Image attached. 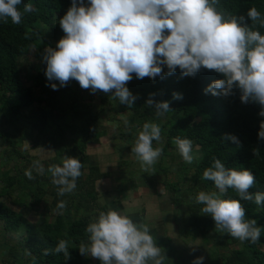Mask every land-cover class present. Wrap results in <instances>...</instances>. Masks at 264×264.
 Listing matches in <instances>:
<instances>
[{"label":"trees","instance_id":"16d2710c","mask_svg":"<svg viewBox=\"0 0 264 264\" xmlns=\"http://www.w3.org/2000/svg\"><path fill=\"white\" fill-rule=\"evenodd\" d=\"M28 3L33 5L31 12L24 11ZM70 6L71 0H22L17 6L22 13L20 24L12 23L10 18L0 19V254L9 246L3 263L90 264V257L78 251L81 242L87 243V225L95 222L102 211L110 208L123 211L121 205L116 208L100 203L103 194L98 183L110 174L93 163L88 153L91 147L100 144L102 137L112 135L116 142H122L117 149L121 158L116 173L121 183L130 180L132 189L145 186L157 195L161 193H157L156 187L161 184L172 205L186 206L188 216L179 227L186 232L184 235L200 236L208 242L213 238L218 243L216 249H210L206 264H264V206L256 205L254 196L253 201L241 204L246 210L245 219H255L262 228L256 244L218 232L211 216L201 212L203 205L194 200L200 191H218L213 182L202 179L214 158L229 169L251 171L255 184L249 192H264V141L257 138L264 119L258 116L260 106L242 104L238 89L231 97L205 94L204 89L211 82L224 77L203 69L195 77L183 79L179 69L174 75L155 80L147 77L138 80L133 74L127 87L138 98L131 108L112 99L110 93L92 94L75 80L53 91L46 86L49 83L44 75L46 64L41 58L45 48L55 49L65 35L58 21ZM215 7L226 18L244 15L255 7L264 19V0H218ZM247 24L250 26L252 22L247 20ZM253 30L264 35L259 22ZM174 92L182 94L183 99H173ZM150 98L154 103L170 102L171 111L157 118L154 104H146ZM94 100H99L96 110L90 105ZM121 115L123 118L116 126L109 125ZM145 122L157 123L162 130V140L153 141L154 148L163 149L154 165L155 174L143 172L131 153ZM226 134L236 136L240 146L223 140ZM175 137L192 140L191 164L179 155ZM26 142L34 148L52 151L53 157L40 160L30 155ZM64 155L79 159L83 167L75 190L60 196L48 168L61 165ZM34 161L43 165L42 174L33 167ZM27 170H31L33 179L25 175ZM221 198L239 199L233 189ZM60 201L66 203L62 210L57 209ZM25 212L38 215L40 223L29 221ZM188 231L192 234L188 235ZM60 240L68 241L71 259L67 261L62 253L53 251ZM44 249L50 254L43 255ZM94 264L100 261L95 259Z\"/></svg>","mask_w":264,"mask_h":264},{"label":"clouds","instance_id":"9594fccd","mask_svg":"<svg viewBox=\"0 0 264 264\" xmlns=\"http://www.w3.org/2000/svg\"><path fill=\"white\" fill-rule=\"evenodd\" d=\"M21 3L22 0H0V19L10 18L12 23L20 24L22 13L17 6ZM217 3L218 0H87L86 4L85 0H71L58 21L65 35L55 49L45 48L41 58L46 64V86L58 91L75 80L82 89L92 94L110 93L112 99L131 108L138 98L127 87L133 74L138 80H155L174 75L179 69L183 79L195 77L203 69L224 77L211 82L205 94L231 97L238 89L240 102L258 104V116L264 118V35L253 30L256 22L264 27V19L255 7L244 15L226 18L217 11ZM24 11H33V5L25 4ZM173 99L183 96L174 92ZM146 104H154L157 118L171 111L168 101L154 103L150 98ZM161 131L157 123L145 122L131 148L143 172L155 174L154 165L163 149L154 148L153 141L162 140ZM257 138L264 141V119ZM222 139L240 146L236 136L226 134ZM174 143L183 161L191 164L192 140L175 137ZM33 167L44 172L39 161H34ZM82 167L79 159L64 155L61 165L48 168L58 195L75 190ZM25 175L34 178L31 170ZM202 179L213 182L218 191H200L194 200L203 205V215L214 220L215 229L241 242L258 243L262 228L255 219H245L246 210L241 204L253 201L254 196V203L264 206V192H249L255 184L254 174L247 169H229L214 158ZM229 189L239 199H222ZM65 207L64 201L57 204L58 210ZM86 232L88 240L79 245V254L95 258L100 264H165L168 260L166 250L157 246L147 224L134 222L114 209L100 212L95 222L87 225ZM53 251L62 253L65 261L71 259L66 240H60ZM49 254L44 249L43 255ZM203 261L201 256L192 264Z\"/></svg>","mask_w":264,"mask_h":264},{"label":"rangeland","instance_id":"374dc122","mask_svg":"<svg viewBox=\"0 0 264 264\" xmlns=\"http://www.w3.org/2000/svg\"><path fill=\"white\" fill-rule=\"evenodd\" d=\"M90 105L94 110L98 109L99 100L92 101ZM122 118L123 115L117 119L113 118L109 125L116 126L120 122L119 119ZM116 141L117 139L115 140L112 135L104 136L98 146L88 150L93 163L97 164L103 172L110 174L108 178L98 183V190L101 195L103 194L100 203H108L116 208L121 205L123 211H116L122 215L130 216L134 222L147 224L151 230L150 234L156 237L157 246L166 250L168 260L165 261V264H187L189 261L191 264L193 260L201 256L204 257L203 264H206L210 249H216L215 246L218 243L213 238H210L208 242L200 236L194 238L195 236L186 237L184 235L186 232L180 230L179 227L184 225V220L188 216L186 206L172 205L168 193L161 184L156 187L157 193L160 192V195L150 192L145 186L134 190L130 180H126L122 184L120 176L116 174L118 172L117 164L121 158L117 149L120 148L122 142ZM31 145L32 143L26 142V149L30 155L36 156L40 160L49 159L54 155L50 150L34 148ZM132 167L137 168L134 165ZM25 214L29 221L35 224L40 223L41 218L35 213L27 214L25 212ZM189 234L192 232L188 231ZM211 235L213 234L210 233ZM8 251L9 246L8 249H3V255L0 254V264H4L3 257L8 255ZM90 259V264H94L95 258L90 257Z\"/></svg>","mask_w":264,"mask_h":264},{"label":"crops","instance_id":"0c3cea01","mask_svg":"<svg viewBox=\"0 0 264 264\" xmlns=\"http://www.w3.org/2000/svg\"><path fill=\"white\" fill-rule=\"evenodd\" d=\"M160 245V244H159ZM162 245V244H161ZM186 261V260H185ZM187 262V261H186ZM189 263H190V261H189ZM189 263H187V264H189ZM192 264V263H191Z\"/></svg>","mask_w":264,"mask_h":264}]
</instances>
